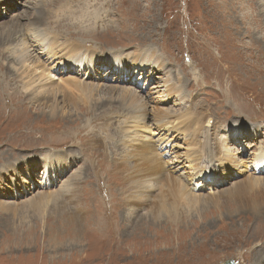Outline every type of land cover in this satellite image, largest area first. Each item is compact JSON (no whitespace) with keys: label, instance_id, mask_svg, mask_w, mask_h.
Here are the masks:
<instances>
[{"label":"rangeland","instance_id":"rangeland-1","mask_svg":"<svg viewBox=\"0 0 264 264\" xmlns=\"http://www.w3.org/2000/svg\"><path fill=\"white\" fill-rule=\"evenodd\" d=\"M7 1L9 3L0 6V33L4 34L15 23L22 24L20 28L24 32L25 30L28 34L32 32L27 35L29 36L26 37L27 42L37 34L43 36L49 33L46 34L47 40L57 42L54 52L47 54L44 49L40 47L37 49L34 46L28 49L33 59H39L46 65L58 62L62 65H65L63 62L70 63L64 61L67 50L55 53L63 49L61 44L65 40L84 42L85 48L92 54V57L87 59L94 61L92 74L88 72L89 69L85 64L86 68L78 69L74 75L98 89L92 92L87 103L78 91L74 92L77 94L76 107L70 102L68 95L67 105L61 104L65 113H56L57 108L52 110L51 102L48 105H43L41 102L33 103L30 101L31 92L26 90L23 84L25 81L23 78H27L21 73L20 66L15 65L18 58L17 48L23 47L21 41L17 40L12 45H7L8 47L0 45L2 50H0V173H3V166L9 164V158L14 162L19 157L20 162L29 159L26 161L27 168H22L21 179L14 178L12 181L9 179L6 183L5 191L9 192L10 197L0 195V264H224L229 260H233L236 264L260 262L257 258L263 255L256 256L252 251L256 248H262L264 251V244L261 247L257 245L264 241V202H262L264 188L247 194L250 199L258 201L259 211L244 208L249 207L245 200L235 202L230 197L224 196L225 191L238 184H244L250 173L254 174L257 171L256 175L264 178V174L260 173L263 168L256 170L254 166L251 169L250 162L243 163L240 169H237L234 161L222 162L219 159L221 165L219 161L213 162L219 170L217 173H209L212 180L207 182L204 188L196 189L197 192L191 190L194 193L199 192L201 197L207 196L208 199H201L194 205L191 199L184 197L173 203V185L164 181L155 185L150 191L154 193L151 196L156 197L153 205L155 206L158 196H163L171 205L170 208L184 211L181 222H172V218L165 215L162 217L163 222L150 223L149 228L145 225L139 227L137 222L141 215L147 216L144 222L150 219L151 222L153 219L150 213L153 205L149 206L152 200L147 194L146 199L150 200L147 206L136 209V223H131L132 230H129V233H127L129 228L123 224L124 220L112 225V221L109 223L103 221L101 213L105 211L104 201L107 199L111 201L112 196L122 198L123 193L126 197L132 193L140 194V186L146 185V181L140 180V176L148 173L137 168L136 165L143 159L133 162L132 165L126 164L128 162L126 157V163L121 158L126 149L123 141L128 140L127 133L130 130L138 131L134 138L139 141L152 138L154 142L161 144L160 147L163 145L164 151L173 150V154L168 153L170 159L174 158L175 154L184 157L185 152L191 150L189 141L184 144V140L176 138V134L180 133L174 132L177 127L158 131L159 129H152L155 123L153 119H148L145 129L143 128L145 124L142 128V125H132L130 122L132 119L125 116L124 110L113 113L111 109L114 105L121 106V109L128 108L121 104V94L124 90L134 91L143 97V100L148 101L147 111L149 109L150 115H153L156 109L167 110L166 112L170 113H176L190 106L197 111L202 109L204 115L208 113V119L203 123V131L209 133L211 138L217 136L220 140L217 135L219 127L226 131L234 129L236 137L239 136L240 130V139L235 138L231 142L235 147L231 152L235 151V155H239L238 159L251 160L253 154L264 149V135L255 136V133L260 134L256 126L262 127L264 122L261 125L260 121H251L264 116V25L261 26L259 23V27L255 19L261 13L264 15V0H255L254 3L248 1L243 6L244 9L240 7L242 0ZM224 3L232 9L227 10L226 16H232L235 21H228L227 19L230 18L221 15ZM8 6L11 8L9 9ZM90 10L95 16L91 15ZM42 15L45 16L42 18ZM36 17H41L42 23L38 24ZM14 46L17 48H12ZM146 52L158 53L156 55L159 63L154 64L156 72L145 69L137 71L138 75L131 73L126 77L124 67L132 70V60L135 65L147 64L146 61H142ZM140 55L142 57H138ZM115 56L124 57L122 67L116 63L118 58ZM115 65L119 67L115 68ZM164 67L168 69L166 73L169 78H174L173 81L177 83L180 79L183 81L185 97L181 99L177 97L178 101L163 103L167 100V96L160 101L161 94L150 95L154 91L150 86L155 85L156 82L158 88L164 90L163 83L167 78ZM7 68L11 71L8 75L5 74ZM111 68L114 72L109 71ZM145 75L149 76L147 81L143 79L148 86L143 88L139 78ZM61 76H55L56 81H59L57 78ZM108 86L116 87L120 94L118 91L106 90ZM231 91H234V95H230ZM58 97L62 98L63 94L59 93ZM96 104L99 107H93ZM104 110L108 119L112 118L110 122L116 121L113 127L110 125L107 128L102 125L101 120L96 122L92 120L93 116H101ZM188 125L189 123L186 126ZM242 126L244 129L241 128ZM111 128L116 139L113 142H116L118 148L116 151L109 148L104 152V148L112 145L111 132H109ZM92 129L94 134L101 137V146H92ZM243 140L245 141L242 143L237 142ZM45 147H59L56 148L57 151L67 150L77 154V161L70 172L65 174L66 176L58 177L53 173V169L49 174L44 175L42 163L34 166L30 162L33 152ZM21 149L24 150L22 156H20ZM27 149L33 151L27 152ZM216 151L213 158H218L225 152L222 151L221 146H218ZM41 156L42 154L39 158ZM105 157L108 164L114 158L117 163L116 166L112 165L115 167L114 172L107 171L105 174L103 169L98 168V162ZM185 160L187 161L186 158ZM185 160L179 159V162L174 164L175 169L183 166L179 164H185ZM245 165H248V171L244 170ZM234 166L236 168H233ZM94 167L97 169L95 170ZM118 168L122 172L118 171ZM183 176L187 177V174ZM185 179L188 182V179ZM45 180L47 183L44 182ZM190 181H192L191 187L192 184L195 187L202 185L199 177L195 176V171ZM13 182L24 185L26 183L29 188L32 185L34 188L29 194L30 191L22 192L20 186L16 188L12 186L10 183ZM196 183L199 185L196 186ZM46 184L49 185L48 193L40 192L42 187L46 189ZM3 192L0 191V194ZM56 192H67V195L57 196V204L55 201H50L48 206L41 208L32 206L26 212L20 211L25 202L34 200L32 204L38 205L41 203L40 196L52 193L54 195ZM210 194L216 197H209ZM109 206L112 208L113 216L118 219L115 212L121 209V203H117L114 198ZM15 208L18 210L14 215ZM57 209L64 213L74 211L76 216H79V220H82L80 223L83 224L85 231L63 236L62 233L65 234L68 226L64 225V222L69 221L70 215L65 216L66 219L62 216V212L55 214L54 211ZM24 216L25 219L21 220ZM107 224L109 227L112 225V230L106 227ZM14 226H18L19 230L23 231L22 239H14ZM135 226L141 231L140 236L132 235L137 231L134 229ZM183 230H186L189 236L186 234L184 238L176 239V234ZM129 237L132 240H129ZM124 238L128 239L122 242ZM96 247H101L102 250ZM241 255H245L248 260L244 262L240 258Z\"/></svg>","mask_w":264,"mask_h":264},{"label":"bare ground","instance_id":"bare-ground-1","mask_svg":"<svg viewBox=\"0 0 264 264\" xmlns=\"http://www.w3.org/2000/svg\"><path fill=\"white\" fill-rule=\"evenodd\" d=\"M244 1L245 0H242V6L240 5V7L242 9H244L243 6H245L248 1L251 2V3L256 2L255 0H247L244 3ZM7 3H9V1L0 0V6L5 5ZM32 4H33V1H32ZM12 6H17V5H12ZM8 7H9V9L11 8L10 6H8ZM222 7L223 8H221V15L226 16L227 10L229 11L230 8L228 7V5L226 6L225 3L222 5ZM234 8H236V6H234ZM230 10H232V9H230ZM91 13H92L91 15L95 16L92 11H91ZM43 16H45V15H42V18H43ZM89 17L92 18V16H89ZM226 17L230 18V19H227L228 21L229 20L235 21V18H233L232 16H226ZM40 18L39 17L35 18V20H36V22L38 24L42 23V20ZM255 19H256V22H257L259 27H260V24H261V26L264 25V15H263V13H261V15H259V16H256ZM85 20H87V19H85ZM21 25L22 24H20V23H15L6 32H4V34L0 33V45H1V47L5 46V45L6 46L7 45L10 46V45L13 44V42H17V40L21 41V45H23V47L19 46L17 48L16 46H14L12 48H17L16 52L18 54V58L16 59V63L17 64H15V65L16 66H20V69H22L21 73L23 74L24 77L27 78V79L23 78L25 80L23 82V84H24L25 89L31 92V100L30 101L33 102V103L41 102V103H43V105H48L51 102L52 110L57 108V110L55 111L56 113H65L64 106L61 105V104L67 105V103H68L67 100L70 98V100H71L70 102L74 103L75 104L74 107H76V103H75L76 101L75 100H76L77 94H75V93H76V91H78L80 96L84 97V101L87 103V101L91 98L92 92L96 91L98 89V87H94L89 82H84V80L80 79L77 75H74V74L77 73L78 69H85L86 68L85 64H87V67L90 70V71L88 70V72L92 74L94 61L87 59V57H92V54L88 51V49L85 48L84 42L76 43L77 41L73 42V41H70L69 39L65 40V42H63L61 44L63 49L58 50V52H55V53H59V52H62L63 50H67V52L65 53L67 57H64V55H63V57H64V61H68L70 63L66 64V62H63L65 65H62L61 63L58 62V63H53V64L51 63V64H47L46 65L43 62H41L39 59H36V58L33 59L32 58L33 55L31 56V54L28 53V51L30 50L29 47L34 46L37 49H39V47H40L41 49H44L47 54H49L51 52H54L55 48L57 47V45H56L57 42H54L53 40L50 41V39L47 40L46 34L48 35L49 33H45L44 34L45 36L37 34V36L35 38H33V39L29 40V42H27V38L26 37H29L27 35H30L32 32L28 31L30 33V34H28L26 32V30H25V32H26L25 33L24 30L20 28ZM19 29H21V30H19ZM36 31H37V28H36ZM93 33H94V31H93ZM156 53L157 52H151L150 54H148L147 52L144 53L143 54V58L145 60L143 59L142 61L143 62L146 61L147 64H144V65H141V66L135 65L134 64V60H132V65H131V67H132L131 69L132 70H128V68L124 67L125 68L126 77H129L131 75V73L133 75H138L139 73L137 71H139V70L147 69L150 72H152V71H153V73L156 72V70L154 71V64L159 63V58L156 55ZM138 57H142V56L140 55ZM74 58H75V60H74ZM93 58H94V55H93ZM115 58H118L116 63L120 64L119 66L122 67V63L124 62V57L120 58L118 56H115ZM135 58H137V57H135ZM107 59L108 58H106V61H107ZM108 61L111 62V60H108ZM58 64H60V65H58ZM119 66L115 65L114 67L117 68ZM54 69H55V71H52ZM166 70H168V69L166 67H164V71H165L164 74H167ZM109 71L114 72V71H112V68ZM10 72L11 71L8 70V68H7L5 74L8 75V74H10ZM142 74H143V72H142ZM57 75H62L61 77L57 78V80H59V81H56V77L55 76H57ZM80 77L82 78V76H80ZM124 77H125V75H124ZM143 79L145 81H147L149 79V76L145 75V76L139 78V81H141L143 83V88H145L148 85L145 83V81ZM173 80H174V78L173 79H172V77L169 78V75L167 74V78H166L165 82L163 83L164 84L163 85L164 88H162L164 90H160L158 88V84L156 82L155 85L150 86L151 87L150 89L154 90L150 95H152L154 93H158L159 95L161 94L162 98L159 99L160 101L165 99L164 96H167L168 97V98H166L167 100L165 102H163V103H167V102H169L171 100L172 101L173 100L178 101L179 99L177 100V97H180V99L185 97L184 89L182 87V85H183L182 79H180L179 83H177L176 81H173ZM91 85H92V87H91ZM115 88L116 87L108 86V88L106 87L105 89L110 91V92L118 91ZM65 92L69 93V94H64ZM71 92H72V94H70ZM59 93L63 94L62 98L58 97ZM118 93H119V91H118ZM79 94H78V96H79ZM231 94L234 95V91H231L230 95ZM68 95H69V98H68ZM81 97H79V98H81ZM79 98H77V99H79ZM145 99L153 100L152 98H145ZM121 104H123L124 106H128V108L127 109H123V108L121 109V106H118V105L117 106H115V105L112 106L111 105L112 106L111 110L113 111V113H118V112L120 113L121 110H124L125 113L124 112H122V113H124L125 116L127 115L129 118L132 119V121H130L132 123V125L133 124H135V126L142 125L141 126V128H142L143 124H145V127H143V128L146 129L147 128V120L148 119H153V122H155V123H154L152 129H159L158 131H162L161 129H163V131H165V128H167V130H170L169 128L177 127L174 132L176 133L177 131H179L180 133L176 134V138L178 137V140H184V144H187L188 143L187 141H189V144L191 146V150H187V152H185V154H184V157H181L180 155L175 154L174 158L170 159L168 157V153L169 154L170 153L173 154V152H172L173 150L164 151L163 145L160 147L161 144H158V143L154 142L152 138L146 139V140L142 139L141 141H139V139H135L134 137H136L135 135L138 132L135 129L132 130V131L130 130L127 133V134H129V135H127L129 137L127 138L128 140L125 139L123 141L124 142V146H125L124 148H126V149H125V151L123 153V156L121 158L124 161V163H126L125 162V157L127 158L128 162L126 164H132L135 161L143 159L141 163H136V165H137V168H141L143 171L148 173V174L140 176V178H141L140 180H145L146 181V185H145V187H141L140 186V188H141L140 194L132 193L128 197H126L124 195V193H123V197L122 198L121 197L112 196L113 198L111 199V201H107L108 199L106 201H104V199L102 198L103 201L106 202V204H105L106 206H105V211L103 213H101V218L103 219V221L108 222V223H109V221H112V225L113 224L115 225L119 221L121 222V220H124L123 224L126 227L129 228V229H127V233H129L132 230L131 223H133V224L136 223V219H135V215L137 213L136 209L144 207V206H147V204H148V202L150 200V199H146L147 195H149V197H151V200H152L150 202L149 206L153 205V200L156 197H153L154 195L151 196L153 192L150 193V191L154 189L155 185H159V183L161 181L167 182V184H169V185H173V187H172V190H173L172 191L173 192L172 201H173V203H176V202L180 201L184 197L186 199H191V202L194 205L197 202H200L201 199H205L206 200V199H208V197L207 196L201 197V195L198 194L199 192L198 193H194L191 190H194L195 192H197L196 189L204 188L206 186V184H208L207 182H210L212 180L209 177V173H217L218 172L219 169H217L215 167L213 162H217V161H219V159L222 162L223 161L224 162L225 161H227V162L228 161H230V162L234 161L237 164V166H236L237 169H240V167L243 166V163L247 164V163L250 162L251 163V169L254 166H255L256 170L260 169V168H263V171H261L260 173L264 174V149L262 151H260L259 153L253 154L251 156V160L250 159H246L245 161H243V159H238L239 155L238 156L235 155V151L231 152L232 150H235V147H234V145L231 142L235 138H236V140L240 139V135H241L240 130H239V136L236 137L235 136L236 135V131L234 132L233 131L234 129L233 130L230 129V130L226 131L224 128L218 126L219 129H222V131L219 130V129L217 131L218 132L217 135H219L220 140L217 138V136L211 138L209 133L203 131V123H206V121L208 119V117H207L208 113L206 115H204V112H203L202 109H198V111H197L196 109L195 110L192 109L191 106H190L189 108L180 110V111H178L176 113H173V112L170 113V112H166L167 110L166 111H162L160 109H156L155 111H153V115H150V113L148 112L149 109L147 111V106L149 104L148 101L143 100V97H140L134 91L131 92V90L130 91H125L124 90V92L121 94ZM192 105H195V104L192 103ZM93 107H99V105L96 104ZM113 107L115 109H113ZM104 111L102 112L103 114L101 116H93L92 120L95 121V122L101 120L102 121V125H104L105 127L109 128L110 125H111V127H113V125L116 123V121H114L115 119L113 120L114 122H110V120L112 118L109 120L108 117L106 116V114H107L106 111H105V113H104ZM109 113H111V112H109ZM44 115H45V113H44ZM54 115H55V113H54ZM117 115L119 116V114H117ZM120 116H122V115H120ZM122 117H124V116H122ZM251 121H253V122L260 121L259 123L262 125V123L264 122V116L261 117V118H258L256 120H251ZM188 123H189V125L187 127L186 125ZM104 126H103V128H104ZM256 127H257V129L259 128L260 134L257 135L255 133V136L261 137L262 135H264V125H262V127H260V125L258 127V125H257ZM241 128L244 129V126H242ZM92 131H93V134H92V138H93L92 146H101L100 145L101 141H102L101 137L99 135H97V134H94V130L93 129H92ZM254 131H256V130H254ZM109 132H111L110 139L112 140V143H111L112 145H111V147L104 148V152H107L109 148H112L115 151L118 148V145L116 144V142H113V140L115 138H114V133L112 131V128L110 129ZM232 132H234V133H232ZM210 133H211V131H210ZM143 135L144 134H142V136ZM178 135H182L183 137L182 136H178ZM120 136L121 135H119V137ZM246 136H248V135H246ZM244 141L245 140H243L241 142L240 141H237V142L242 143ZM109 144H110V142H109ZM218 146H221L222 147V151H225V152H224V154L219 155L218 158L217 157L213 158L216 155V153H217L216 148ZM56 148H59V147H52V148L45 147V149H39L38 151L33 152L32 156H30V159L32 158L30 160V162L34 166H36L38 164L41 165V163H42V165L44 166V171H43L44 175L45 174L46 175L49 174L50 170L53 169V173H55L58 177L60 175L64 177V176H66L65 174H68L70 172L71 168L75 165V163L77 161V157H76L77 154H75L74 152L67 151V150H65V151L59 150V151H57ZM93 148H95V147H93ZM64 149H66V147ZM46 150H52L53 152H47ZM26 151L27 152H32L33 149H27ZM13 152H15V150ZM23 152H24V150L21 149V152H20L21 155L20 156H22ZM176 152H178V151H175V153ZM15 154H17V153H15ZM40 154H42L41 158H39ZM19 158L17 160H15V162L12 161L9 158L8 159V163L9 164L6 167L3 166V168H4L3 169V173L2 174L0 173V191L1 192H2V190L4 191L3 194H0V195H4V197H10L9 192L5 191L6 188H7V185H6L7 181L9 182V179H11V181H12L14 178H15V180L21 179L20 178V174H21L22 170L27 168L26 161H28L29 159L23 161L25 163L22 165L21 163H23V162H20ZM94 158H95V156H94ZM181 158H183L184 160L186 158L187 161L185 160V164L180 163L179 165H183V166H178V168L175 169V165L177 164V162H179V159H181ZM207 159H210V161L207 160ZM111 162H110V164H108L106 162V157L102 158L98 162V168L103 169V172L105 174H107V171H112L113 170V172H114L115 171V167H113L112 165L116 166L117 163L115 162L114 158H112ZM219 163H220V161H219ZM123 165H125V164H123ZM220 165H221V163H220ZM134 166H135V164H134ZM189 167H191V168H189ZM236 167L234 166L233 168H236ZM94 169L96 170L97 168L94 167ZM207 169H209V170H208V173L206 174ZM248 169H249L248 165H245L244 166V170L248 171ZM182 170H184L183 173H182ZM118 171L122 172V170L119 169V168H118ZM194 171H195V176L199 177V179L201 180V183H202V185L199 186V187H195L193 184H192V187H191V185H190V182H192V181H190V179H192V175H193ZM185 173L187 174V177L183 176V175H185ZM256 174H258L257 171L254 174L250 173L248 175V177L246 178V181H245L244 184H238L234 188H232V189H230L228 191H225L226 195H225V192H224V196H226L227 198L230 197V199L232 201H235V202H237L239 200H245L246 201V205L248 204L249 207H244V208H248V209L252 208L254 210L258 209V211H259L260 206H259L258 201L254 200V199H250L247 196V194H250V193L254 192L257 189L264 188V178L260 177V176H257ZM101 175L102 174H100L99 177H101ZM1 177H2V179H1ZM185 178L188 179V182L186 181ZM140 180L138 179V182L141 185ZM44 182L47 183V180H45ZM124 183H126V182H124ZM10 184L12 186H14L15 188H16V186H20L21 189H22L21 190L22 192H26L27 193L28 191H30L29 194H31V189L34 188L33 185L29 188V186H26V183H25V185L23 183L17 184L16 182H13V183H10ZM48 184H50V183H48ZM195 185L198 186L199 183H196ZM48 187H49V185L46 184V189H44V187H42V191H40V192H47V188ZM160 187H162V186H160ZM112 191H113V189H112ZM57 193L58 192L54 193V195L52 193V194H49V195L40 196L41 203H39L38 205H33L32 204V202L34 200H32L31 202H27V203L25 202L22 205V207L20 208V211L22 213L26 212L27 210H30L32 208V206H34V208L45 207V206H48L50 201H55L56 204H57V196L62 194V196L66 197V195H67L66 194L67 192L66 193L65 192H60L58 194ZM214 194H216V193H214ZM212 196H214V195H212V194L209 195V197H212ZM34 197H36V196H34ZM196 197H200V198H196ZM214 197H216V196H214ZM262 197H263L262 202H264V195ZM114 198L116 199L117 203H121V209H117V212H115V214H116V216H117V218L119 220L116 219L113 216L112 208H110V206H109V205H111L113 203ZM14 203L15 202H12V204H14ZM123 203H124V206L122 207ZM250 204H252V205H250ZM170 206L171 205H169L166 202V200H164L163 196H158V200L155 201V206L153 205L152 208H150V210H152V212H150L152 214L151 216L153 217L152 221L150 222V220H151L150 219L148 221L149 223L148 222H144V221L147 220V216L141 215V218L137 222L138 226L142 227V226L145 225L147 228H149V227H151L150 223L156 224V222H157V224H158L159 222H163V218L162 217H165V215L167 217L169 216L170 218H172V220H171L172 222H181L182 221L181 216L184 214V211H178L177 209L170 208ZM174 206H176V205H174ZM17 210H18V208H15L13 210L14 215L16 214ZM86 211H87V209H86ZM61 212L63 213L62 216L64 218H66L65 216L70 215V216H68L69 221H67V222L65 221L64 222V225L66 224L68 226H66L65 234L62 233L63 236H66V234H68V233L76 235L77 233L85 231V230H83V228H84L83 224L80 223L82 220H79L80 219L79 216L77 217L76 214L74 213V211L72 213H69L70 211L64 213L63 211H61L59 209L54 211L55 214H59ZM78 212H81V211H78ZM62 218L60 219V221H62ZM24 219H25V216L21 217V220H24ZM92 219H93V217H92ZM112 225L109 227V224H107L106 227H109V229L112 230ZM134 229L137 230L136 226H135ZM13 230H14L13 231L14 239H22L24 237L23 231L19 230L18 226H14ZM125 232H124V234L126 235ZM186 234L188 235L186 230H183L180 233L178 232L176 234L175 238L176 239H179V237L184 238L185 237L184 235H186ZM132 235L133 236L134 235L140 236L141 235V231L137 230V231L133 232ZM172 238H174V237H172ZM127 239L126 238L122 239V242L126 241ZM129 240H132V239L129 237ZM263 244H264V241L261 242V243H258L257 245H258V247H261ZM178 245L180 246L182 244H178ZM96 248L99 249L100 251L102 250L101 247L100 248L96 247ZM252 253H255L256 256L263 255V257H258L257 258V259L260 260V262H254V263L264 264V251H262V248H256L255 250L252 251ZM240 258H242L244 260V262L248 260V258L245 255H241Z\"/></svg>","mask_w":264,"mask_h":264},{"label":"water","instance_id":"water-1","mask_svg":"<svg viewBox=\"0 0 264 264\" xmlns=\"http://www.w3.org/2000/svg\"><path fill=\"white\" fill-rule=\"evenodd\" d=\"M225 264H235V263L232 260H229Z\"/></svg>","mask_w":264,"mask_h":264}]
</instances>
